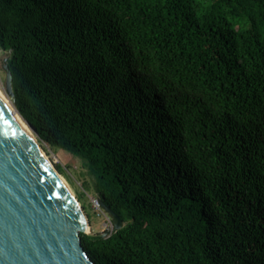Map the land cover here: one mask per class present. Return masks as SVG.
<instances>
[{
	"label": "trees",
	"instance_id": "1",
	"mask_svg": "<svg viewBox=\"0 0 264 264\" xmlns=\"http://www.w3.org/2000/svg\"><path fill=\"white\" fill-rule=\"evenodd\" d=\"M0 51L123 222L94 264H264V0H0Z\"/></svg>",
	"mask_w": 264,
	"mask_h": 264
},
{
	"label": "water",
	"instance_id": "2",
	"mask_svg": "<svg viewBox=\"0 0 264 264\" xmlns=\"http://www.w3.org/2000/svg\"><path fill=\"white\" fill-rule=\"evenodd\" d=\"M4 91L14 101L4 58ZM112 228L120 217L99 201ZM80 234H92L78 200L13 118L0 98V264H94Z\"/></svg>",
	"mask_w": 264,
	"mask_h": 264
},
{
	"label": "rangeland",
	"instance_id": "3",
	"mask_svg": "<svg viewBox=\"0 0 264 264\" xmlns=\"http://www.w3.org/2000/svg\"><path fill=\"white\" fill-rule=\"evenodd\" d=\"M6 57L5 53L0 51V64ZM5 74L0 68V91L12 107L13 112L18 116L15 108L12 105V100L6 95L4 91ZM20 117V116H19ZM21 118V117H20ZM31 130L37 145L41 147L42 151L46 155L47 159L53 166V169L59 174L63 181L67 184L68 188L76 198V194L80 191L82 193L83 202L87 205L86 211L90 218V232L92 234H104L112 231V224L108 217L98 209V200L96 196L91 192L84 191V181L89 180L87 169L83 167L78 158L73 157L69 152L62 149H54L49 147L47 143H39L37 136L33 129L23 121ZM57 166L63 169V174H60L57 170ZM81 205V203H79ZM85 213V212H84ZM86 215V214H85ZM86 215V217L88 218Z\"/></svg>",
	"mask_w": 264,
	"mask_h": 264
},
{
	"label": "bare ground",
	"instance_id": "4",
	"mask_svg": "<svg viewBox=\"0 0 264 264\" xmlns=\"http://www.w3.org/2000/svg\"><path fill=\"white\" fill-rule=\"evenodd\" d=\"M1 93V91H0ZM0 98L2 99V101L8 106L13 118L15 119V121L18 123V125L21 127V129L25 132V134L29 137V139L36 145V147L38 148V150L40 151V153L42 154V156L44 157V159L46 160V162L50 165V167L53 166L50 163V161L47 159L46 155L44 154V152L42 151L41 147H39L37 145V142L31 132V130L29 129V127L23 122V120L12 110V107L9 105L8 101L6 100V98L3 96V93L0 94Z\"/></svg>",
	"mask_w": 264,
	"mask_h": 264
},
{
	"label": "built area",
	"instance_id": "5",
	"mask_svg": "<svg viewBox=\"0 0 264 264\" xmlns=\"http://www.w3.org/2000/svg\"><path fill=\"white\" fill-rule=\"evenodd\" d=\"M98 209L103 212V210L101 209L100 205H99V202H98ZM105 214V213H104ZM106 215V214H105ZM107 216V215H106ZM109 219V218H108Z\"/></svg>",
	"mask_w": 264,
	"mask_h": 264
},
{
	"label": "snow or ice",
	"instance_id": "6",
	"mask_svg": "<svg viewBox=\"0 0 264 264\" xmlns=\"http://www.w3.org/2000/svg\"><path fill=\"white\" fill-rule=\"evenodd\" d=\"M0 94H2V93H0Z\"/></svg>",
	"mask_w": 264,
	"mask_h": 264
}]
</instances>
